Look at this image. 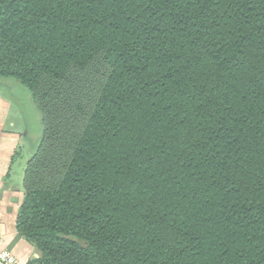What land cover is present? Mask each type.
<instances>
[{
	"label": "trees",
	"instance_id": "1",
	"mask_svg": "<svg viewBox=\"0 0 264 264\" xmlns=\"http://www.w3.org/2000/svg\"><path fill=\"white\" fill-rule=\"evenodd\" d=\"M0 77L25 264H264V0H0Z\"/></svg>",
	"mask_w": 264,
	"mask_h": 264
},
{
	"label": "crops",
	"instance_id": "2",
	"mask_svg": "<svg viewBox=\"0 0 264 264\" xmlns=\"http://www.w3.org/2000/svg\"><path fill=\"white\" fill-rule=\"evenodd\" d=\"M42 134L41 116L30 92L18 81L0 77V251L25 264L37 255L16 229L23 200V175Z\"/></svg>",
	"mask_w": 264,
	"mask_h": 264
},
{
	"label": "built area",
	"instance_id": "3",
	"mask_svg": "<svg viewBox=\"0 0 264 264\" xmlns=\"http://www.w3.org/2000/svg\"><path fill=\"white\" fill-rule=\"evenodd\" d=\"M0 264H21L20 260L8 250L0 251Z\"/></svg>",
	"mask_w": 264,
	"mask_h": 264
},
{
	"label": "water",
	"instance_id": "4",
	"mask_svg": "<svg viewBox=\"0 0 264 264\" xmlns=\"http://www.w3.org/2000/svg\"><path fill=\"white\" fill-rule=\"evenodd\" d=\"M35 256H37V255H35Z\"/></svg>",
	"mask_w": 264,
	"mask_h": 264
}]
</instances>
